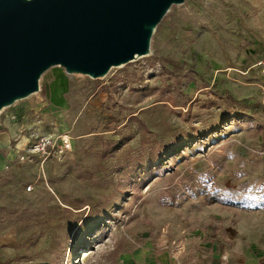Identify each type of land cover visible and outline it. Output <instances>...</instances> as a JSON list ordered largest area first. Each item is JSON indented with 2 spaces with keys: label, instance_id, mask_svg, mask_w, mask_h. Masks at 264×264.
Here are the masks:
<instances>
[{
  "label": "rangeland",
  "instance_id": "rangeland-1",
  "mask_svg": "<svg viewBox=\"0 0 264 264\" xmlns=\"http://www.w3.org/2000/svg\"><path fill=\"white\" fill-rule=\"evenodd\" d=\"M150 48L1 110L0 264H213L264 231V0L174 5Z\"/></svg>",
  "mask_w": 264,
  "mask_h": 264
},
{
  "label": "water",
  "instance_id": "water-1",
  "mask_svg": "<svg viewBox=\"0 0 264 264\" xmlns=\"http://www.w3.org/2000/svg\"><path fill=\"white\" fill-rule=\"evenodd\" d=\"M186 0H0V112L40 90L42 75L104 77L151 53L153 33Z\"/></svg>",
  "mask_w": 264,
  "mask_h": 264
},
{
  "label": "crops",
  "instance_id": "crops-1",
  "mask_svg": "<svg viewBox=\"0 0 264 264\" xmlns=\"http://www.w3.org/2000/svg\"><path fill=\"white\" fill-rule=\"evenodd\" d=\"M263 214L260 212L252 214V223L247 219L240 222L236 227V238L232 239L229 244H227L224 250L221 249L217 251V248L213 247V264H264V231L259 232L255 228L258 226V219L262 217ZM253 224V225H250ZM207 250L208 248L205 247ZM166 253H161L157 255L158 262L155 260V264H177V262L164 256ZM138 257L144 259L146 257L148 262L153 260L149 257L146 252H139ZM150 258V260H148ZM132 259V258H130ZM122 264H130L128 258L123 259ZM138 262V260H137ZM134 263V262H132Z\"/></svg>",
  "mask_w": 264,
  "mask_h": 264
},
{
  "label": "built area",
  "instance_id": "built-area-1",
  "mask_svg": "<svg viewBox=\"0 0 264 264\" xmlns=\"http://www.w3.org/2000/svg\"><path fill=\"white\" fill-rule=\"evenodd\" d=\"M250 68H256L260 73L262 80L264 82V57L255 61ZM50 144V140L48 138H43L37 142L34 146V151H44L46 147Z\"/></svg>",
  "mask_w": 264,
  "mask_h": 264
}]
</instances>
